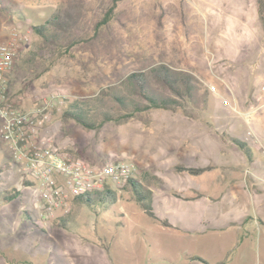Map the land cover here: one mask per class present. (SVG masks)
I'll use <instances>...</instances> for the list:
<instances>
[{
	"label": "rangeland",
	"instance_id": "obj_1",
	"mask_svg": "<svg viewBox=\"0 0 264 264\" xmlns=\"http://www.w3.org/2000/svg\"><path fill=\"white\" fill-rule=\"evenodd\" d=\"M9 1L11 7L0 11V43L15 35L19 50L9 74L8 96L20 106L30 107L48 93H58L44 134L61 148L80 151L92 163L140 162L142 135L148 131L146 121L152 122V130L161 131L162 118L176 117L180 110L177 114L153 109L127 121L106 122L98 129L82 127L65 118L63 111L72 100L95 95L129 72L165 63L195 76L201 95L199 130L212 131L233 143L237 164L259 170L257 173L264 176L260 170L264 169V154L246 133L249 127H261L264 108L248 125L238 112L222 104V97L230 96L226 89L230 87L237 100L242 98L238 105L241 109L261 82L263 75L259 77L255 55L264 51V29L257 0H79L90 26L101 21L104 9L113 6V34H102L92 49L76 45L65 54L42 49L39 57L31 59L29 52L39 39L31 23L44 20L69 0ZM209 85H214L217 93ZM232 138L244 142V147L237 146ZM186 149L181 152L184 155H161L165 165L151 168L158 179H147L151 172L135 170L132 177L136 187L141 192L151 190L147 200L158 217H166L175 225L169 228L196 237L194 242L191 239L192 250L197 252L194 254L209 263L226 256L228 263L244 260L264 264V217L254 203L229 199L227 179L220 176L219 169L196 176L193 189L202 195L197 200L173 195L169 182L179 175L174 165L202 164L199 156H192ZM8 154L0 138V169H5ZM9 163L10 169L0 176V192L15 185L23 195L9 203L0 200V264H179L190 258L188 238L177 242L163 230L157 232L160 224L143 211L130 184L112 189L114 200L102 201L92 191V208L72 199L43 220L37 210V183L21 184L23 177L32 180V175H24L13 160ZM263 182L256 178L258 187ZM243 209L251 216L244 222ZM60 217L66 218L67 229L54 222ZM230 225L237 235L231 247L230 241L214 234L221 232L220 226ZM198 228L200 231H196Z\"/></svg>",
	"mask_w": 264,
	"mask_h": 264
},
{
	"label": "trees",
	"instance_id": "obj_2",
	"mask_svg": "<svg viewBox=\"0 0 264 264\" xmlns=\"http://www.w3.org/2000/svg\"><path fill=\"white\" fill-rule=\"evenodd\" d=\"M257 5L264 29V0H257ZM9 7H11L9 0H0V11H7ZM112 14L113 6H109L104 9L101 21L97 20L90 26L84 20L81 2L69 0L67 3L56 7L44 20L31 23V29L39 39L34 42V48L29 52L28 58L39 57V51L42 49H53L61 54L70 52L76 45L92 49L102 34H113L110 23ZM195 82V76L188 71L172 68L165 63H155L119 77L103 86L95 95L72 100L64 109L63 116L73 119L87 129H98L109 121H127L139 113L153 109L173 112L180 110L182 114L188 117L197 118V110L201 109V95ZM232 140L237 146L244 147V142L236 138H232ZM64 150L83 157L80 151L70 148ZM12 160L11 154H8V159L4 160L5 169H10L9 162ZM206 168H185L176 165L177 170L186 169L192 174L200 173ZM5 169H0V176ZM33 182L25 177L21 179L23 185H32ZM128 184L131 185L133 195L143 211L162 225H169L167 220L159 219L155 215L150 201L147 200L149 190L141 192L136 187V181L133 177L124 185L127 186ZM114 192V190L107 188L97 190L95 194L102 201H107L114 200ZM22 195L23 193L16 189L15 185H8L3 187L0 192V200L7 203ZM91 195V192L81 194L75 196L73 200L92 208ZM25 216L30 218L28 214ZM65 220L66 218L60 217L59 221L55 220L54 222L67 229ZM189 259L203 264H211L198 255H192ZM225 260L226 256L216 264H223Z\"/></svg>",
	"mask_w": 264,
	"mask_h": 264
},
{
	"label": "built area",
	"instance_id": "obj_3",
	"mask_svg": "<svg viewBox=\"0 0 264 264\" xmlns=\"http://www.w3.org/2000/svg\"><path fill=\"white\" fill-rule=\"evenodd\" d=\"M18 45L15 35L0 43V138L24 175L30 173L37 183V210L40 218L46 220L55 210L65 208L75 196L124 185L136 165L132 161L92 163L64 150L51 136L44 134L53 101L59 94L48 93L30 107H21L9 98L7 85ZM262 57L264 62V51ZM209 89L217 93L214 85H209ZM222 104L238 112L245 123L251 125L253 115L264 108V74L255 93L241 109L231 90L229 97H222ZM259 130L256 132L249 127L246 133L264 154V120Z\"/></svg>",
	"mask_w": 264,
	"mask_h": 264
},
{
	"label": "crops",
	"instance_id": "obj_4",
	"mask_svg": "<svg viewBox=\"0 0 264 264\" xmlns=\"http://www.w3.org/2000/svg\"><path fill=\"white\" fill-rule=\"evenodd\" d=\"M262 53H263V49H261L255 55V60L256 58L258 60L257 64L255 63L256 64L255 66L258 68L257 71H260L261 73L259 74V77H261L264 73V62H263ZM9 88L10 86H7V91ZM226 89H228L229 91L231 90L233 92V90L230 87H227ZM241 99L240 101L239 100L238 101L242 102L243 100ZM21 107L23 106L21 105ZM175 113H177V111H175ZM179 115H175L176 117L168 116L166 118H162L163 120L160 124L164 130L161 131L152 130L153 129L152 122H150L149 120L146 121L144 125H147L145 126V129H148V131L143 133L142 141H141L143 157L141 160H139L140 162H135L136 170L142 173L151 172L152 173L151 175H149L148 177L145 176L147 177V179L148 178L158 179L157 175L154 173V171H152L151 168L152 167L160 168L165 165L166 162L163 165L162 163L163 157L161 155L174 156V154L177 153L180 155H184L181 152H184L186 147H188L190 149L189 150L186 149V150L190 151L192 156L195 157L199 156L201 158L202 164L200 166H188L181 163H177L174 165L173 167L174 170L177 173H179L177 177L175 178L171 177V180L169 182L174 196L191 202L197 200L202 195L199 192H195L196 190L193 189L195 187L194 182L196 180L195 179L196 176L202 174L205 171L216 168L219 169V172L221 173L220 176L224 175V177L227 179V181L225 182V186L229 190V199L237 203H248V202L254 203L256 206V210L263 218L264 217V208H263L264 182L261 187H258V183H256V178H261L264 181V176L258 174L260 171L251 170L248 167L241 168L237 164V157H236L237 151L233 143H231L228 140L227 142H225L224 137L218 136L212 131H207V130L200 131L199 130L200 126L198 124L199 121L197 118L188 117L182 113H180ZM254 130L256 132L260 131L259 128H254ZM131 155L135 157V153L132 152ZM176 165H181L185 168H190V167L192 168L207 167V168L201 171L200 173L192 174L186 169L177 170ZM260 170L264 171L263 168H261ZM247 188H250L252 190L249 191ZM187 191H191V192L187 194L186 193ZM149 192H151V190H149ZM149 197H150V193H149ZM155 215L157 216V214ZM242 215H243V219H242L243 222L248 220V217H251L247 213V210H244ZM158 218L167 220L166 217L164 218L158 217ZM167 221L169 225H162L160 222L155 220V222L160 224L159 225L160 229L158 228L156 229V231L160 232V230H163L164 232H166L165 234L167 236H169L171 239H175L177 242L184 240L186 236L190 241V243L187 244L189 247L187 246L186 251L188 250L191 253L189 254L190 256L198 255V254H194L197 253L196 250L194 249L192 250V247L194 245L193 242L196 240V237H192V236L189 237V235H184V233H181L177 230L174 231L172 228L169 227L172 226L175 228V225L169 222V220ZM224 228H226L227 230L224 231L225 230ZM233 228L234 226L232 225L228 226V228L226 226H220L218 229L221 230V232L214 234H216L218 238L226 240V242L230 241L229 245L231 247V243L237 236L236 233L232 230ZM196 231H200V228H198ZM191 239L193 240V242L191 241ZM239 246L240 249L243 248L242 245ZM232 262L233 261H230L229 263L224 262L223 264H233ZM216 263L217 262H211V264H216ZM179 264H203V263L196 260H190L185 258V260H183ZM238 264H249V263L247 261L242 260L239 261Z\"/></svg>",
	"mask_w": 264,
	"mask_h": 264
}]
</instances>
